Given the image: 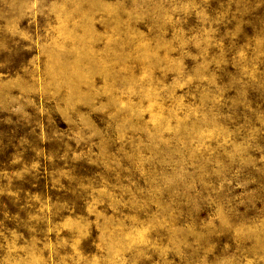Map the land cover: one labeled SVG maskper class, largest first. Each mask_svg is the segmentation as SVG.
<instances>
[{"label": "rangeland", "instance_id": "374dc122", "mask_svg": "<svg viewBox=\"0 0 264 264\" xmlns=\"http://www.w3.org/2000/svg\"><path fill=\"white\" fill-rule=\"evenodd\" d=\"M0 264H264V0H0Z\"/></svg>", "mask_w": 264, "mask_h": 264}, {"label": "trees", "instance_id": "16d2710c", "mask_svg": "<svg viewBox=\"0 0 264 264\" xmlns=\"http://www.w3.org/2000/svg\"><path fill=\"white\" fill-rule=\"evenodd\" d=\"M25 191H30V192H34L33 189H27V188H24Z\"/></svg>", "mask_w": 264, "mask_h": 264}]
</instances>
